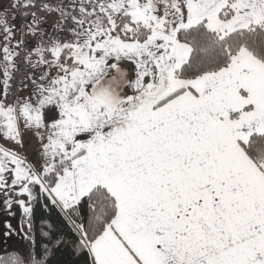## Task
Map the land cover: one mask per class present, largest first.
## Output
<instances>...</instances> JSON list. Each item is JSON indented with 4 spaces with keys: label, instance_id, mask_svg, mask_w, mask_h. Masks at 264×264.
Listing matches in <instances>:
<instances>
[{
    "label": "snow or ice",
    "instance_id": "1",
    "mask_svg": "<svg viewBox=\"0 0 264 264\" xmlns=\"http://www.w3.org/2000/svg\"><path fill=\"white\" fill-rule=\"evenodd\" d=\"M14 7L31 20L16 39L0 18V135L23 148V121L40 152L29 162L0 147L6 208L11 194L26 196L17 203L32 231L33 204L46 200L87 264H264V0ZM21 59L40 73L28 77V97L12 92ZM121 81L132 94H120ZM48 106L58 109L51 124ZM31 239L34 253H6L0 264H49L70 242L43 218L39 243Z\"/></svg>",
    "mask_w": 264,
    "mask_h": 264
},
{
    "label": "rangeland",
    "instance_id": "2",
    "mask_svg": "<svg viewBox=\"0 0 264 264\" xmlns=\"http://www.w3.org/2000/svg\"><path fill=\"white\" fill-rule=\"evenodd\" d=\"M14 4H15V0H0V10H3V8H7L6 10H12L14 8ZM0 14H2L1 11H0ZM130 64L131 62H127V61L121 62L120 64V68L123 71L128 73L127 79L129 80L134 78V69L130 70ZM32 71H34V69H32ZM110 75H115L119 77V73H117L115 70H112ZM117 90L120 92L121 95L128 94L126 84L123 81L120 82L119 86L117 87ZM2 97H3V90L2 91L0 90V98ZM20 126H21V132H22L21 139L24 143V147L21 148L19 145L15 144L14 142L4 139L2 135H0V147L8 149L10 151L19 152L23 154L24 156H26L29 162H36L39 158V152H40L39 138L36 136L35 133L30 134L31 136H29V129L25 130L22 122H20ZM78 138L86 139L87 137L81 136ZM8 181L9 183L11 182V176L8 177ZM4 191L5 190L0 189V253H2L3 251L10 250L15 247L14 244H16V238L13 234L14 228L23 229L25 227L27 230L25 214L23 213L22 208L17 203V201L21 199L25 200V202L27 203V197L23 195H17L15 193L11 194L13 206H12V209L9 210L2 203L5 200ZM10 211L12 214H9ZM20 212H22V219L19 218ZM9 223L12 225V230L10 234L7 229V224ZM18 223H19V227H18ZM20 232L21 230H18V233ZM28 238H29L28 234L21 236V239L23 240V245L26 244V240H28ZM20 245L22 244L20 243Z\"/></svg>",
    "mask_w": 264,
    "mask_h": 264
},
{
    "label": "trees",
    "instance_id": "3",
    "mask_svg": "<svg viewBox=\"0 0 264 264\" xmlns=\"http://www.w3.org/2000/svg\"><path fill=\"white\" fill-rule=\"evenodd\" d=\"M49 17H46V19ZM38 191V189H37ZM47 203L44 201H37L33 204V230L31 232V237H35L37 239V243H39V225L41 219H50L53 223L59 225L63 231L67 234L69 243L66 245H62L58 250H52L49 253V264H87L88 255L86 250L80 251L75 247V244L71 241H75L77 238L74 234L69 231V225L62 218L58 209H55L50 204L45 208L44 205ZM28 238L26 240V246L24 248H18L15 246L14 248L7 250L3 253H0V256L5 255L6 253L16 252L23 256L34 253L35 245L32 243V239Z\"/></svg>",
    "mask_w": 264,
    "mask_h": 264
},
{
    "label": "built area",
    "instance_id": "4",
    "mask_svg": "<svg viewBox=\"0 0 264 264\" xmlns=\"http://www.w3.org/2000/svg\"><path fill=\"white\" fill-rule=\"evenodd\" d=\"M57 2H59V0H57ZM63 2L65 4H68L70 3V0H63ZM78 2L79 0H77V3ZM0 11L5 16V19L9 22V24L15 26V29L18 30L17 31L18 33H20L21 31L22 32L26 31L27 25L31 20V16L29 15L25 17L23 15L24 9L14 7L12 10L3 9ZM13 17H15V19H13ZM58 17H59L58 13L53 14V16L52 14H49V17L46 19L47 22L43 25V27L45 28L47 32H50L52 30V26L54 23L57 22ZM27 40L30 41V44L34 46L37 43L38 38L32 37V39H27ZM29 76H30V69L28 66L25 65V63L21 59V61L19 62V72L15 74L14 79L11 82L12 92L15 95H18L20 97H25V94H24L25 83ZM127 92L128 94H132V90L129 87H127ZM13 99H14V96L10 95L9 102H13ZM58 118H59V115H58Z\"/></svg>",
    "mask_w": 264,
    "mask_h": 264
},
{
    "label": "crops",
    "instance_id": "5",
    "mask_svg": "<svg viewBox=\"0 0 264 264\" xmlns=\"http://www.w3.org/2000/svg\"><path fill=\"white\" fill-rule=\"evenodd\" d=\"M21 2H23V0H21ZM3 9H7V8H3ZM52 16H53V14H52ZM0 18L5 19V16L3 14H0ZM27 31H28V29H26V31L24 33H27ZM20 38H21L20 34L17 32L16 39H20ZM24 38L25 39H32V36L27 35ZM3 44H4L3 36H2V34H0V47H2ZM13 44H15V40H13ZM0 58H2V57H0ZM134 68H135V66L131 63L130 64V70L134 69ZM29 69H30V76L29 77H31L32 79H37L40 73L37 70L32 71L31 67H29ZM130 70H129V72H130ZM0 79H2V72H0ZM126 87H127V85H126ZM32 88H33V85L31 83V79L28 78L26 83H25V93H24L25 97H28L30 95ZM0 90L1 91L3 90L2 85H0ZM125 90H126V88H125ZM44 111H45V121L47 124H51L52 122H54V119H58V109H56L54 106H48ZM21 122L23 124V121H21ZM24 129L26 130L29 128L24 127ZM34 133H35L34 129H29V136H31L30 134H34ZM19 218L22 219V212H20ZM19 223H18V227H19ZM26 227H27V230L25 227L23 229H20V228H18V229L14 228L13 229V234L16 238V244H14V245L17 246L18 248H24L26 245V244L23 245V240L21 239V236L28 234V237L30 238L31 232L28 228V225H26ZM18 230H21V232L18 233ZM20 243L22 245H20ZM3 252H5V251H3Z\"/></svg>",
    "mask_w": 264,
    "mask_h": 264
}]
</instances>
